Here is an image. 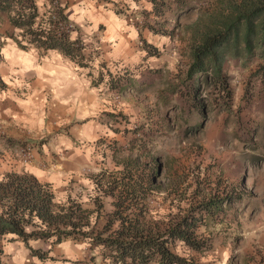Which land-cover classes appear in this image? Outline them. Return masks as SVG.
<instances>
[{"label":"rangeland","instance_id":"rangeland-1","mask_svg":"<svg viewBox=\"0 0 264 264\" xmlns=\"http://www.w3.org/2000/svg\"><path fill=\"white\" fill-rule=\"evenodd\" d=\"M165 1L156 0L155 6L137 1L132 18L141 54L136 58L98 61L95 49L85 54L80 39L79 64L108 105L102 116L106 133L103 129L86 171L84 192L68 197L53 189L55 199L73 198L90 211L91 227L84 226V232L95 236L114 219L113 232L124 216L116 206L120 187L115 195L104 190L112 189L110 182L131 181L141 194L126 202L131 205L126 214L140 212L161 228L183 217L198 221L199 249L179 238L170 242L189 264H264V49L247 53L239 45L226 56L221 74L210 66L191 75L193 47L217 0ZM61 25L70 32V23ZM23 33L21 40L31 44ZM10 236H0V261ZM84 238L69 240L96 250L100 262L132 264L113 257V248ZM54 240L31 247L34 256H59L62 242Z\"/></svg>","mask_w":264,"mask_h":264},{"label":"crops","instance_id":"crops-1","mask_svg":"<svg viewBox=\"0 0 264 264\" xmlns=\"http://www.w3.org/2000/svg\"><path fill=\"white\" fill-rule=\"evenodd\" d=\"M137 1L35 0V4L41 15L54 21L62 7L71 24V41L82 39L85 54L95 49L99 61L141 54L132 18ZM22 32L12 24L9 12L0 11V178L12 171L28 172L70 197L84 192L82 182H89L86 171L98 153L102 130L106 133L102 116L108 105L78 59L57 48L22 47L18 43ZM8 236L0 264H114L100 262L96 250L69 239L58 245L59 256L40 258L31 247L42 248L44 240L26 243Z\"/></svg>","mask_w":264,"mask_h":264},{"label":"trees","instance_id":"trees-1","mask_svg":"<svg viewBox=\"0 0 264 264\" xmlns=\"http://www.w3.org/2000/svg\"><path fill=\"white\" fill-rule=\"evenodd\" d=\"M151 1L155 6L156 0ZM163 2L166 5V1ZM217 4L216 12L211 14L212 20L199 33L198 43L193 47L191 75L204 72L210 66H215L221 74L226 56L232 50L235 52L239 45H243L247 53H253L256 47L264 49V0H217ZM0 11L10 13L12 24L23 30L28 43L44 50L60 49L73 59L80 55L82 41H71L68 31L62 29L61 24L67 23L62 7L57 9V21L49 18L53 27L44 25L45 19L35 0H0ZM18 43L22 47L29 46L23 40ZM221 81L224 82V78ZM110 185L112 189L104 190V193L115 195L113 190L120 187L116 206L123 208L124 216L118 229L110 232L112 219L94 236L90 231L82 230L84 226L91 227L90 211L83 209L77 200L69 198L59 202L50 183L28 172H8L0 178V236L12 233L26 243L30 239L48 240L53 236L54 242L82 241L89 236L90 242L113 248V257L122 262L131 259L132 264H149L151 261L156 264L190 263L173 251L170 242L179 238L191 248L199 249L201 242L195 241L194 236L198 221L183 217L179 222L167 223L161 228L148 222L140 212L132 216L126 214L131 208V205H125L126 202L136 199L141 189L132 186L131 181H114Z\"/></svg>","mask_w":264,"mask_h":264},{"label":"built area","instance_id":"built-area-1","mask_svg":"<svg viewBox=\"0 0 264 264\" xmlns=\"http://www.w3.org/2000/svg\"><path fill=\"white\" fill-rule=\"evenodd\" d=\"M71 26V25H68V27Z\"/></svg>","mask_w":264,"mask_h":264}]
</instances>
